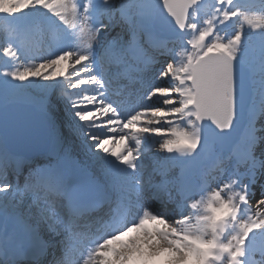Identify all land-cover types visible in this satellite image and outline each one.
<instances>
[{
  "label": "snow or ice",
  "instance_id": "1",
  "mask_svg": "<svg viewBox=\"0 0 264 264\" xmlns=\"http://www.w3.org/2000/svg\"><path fill=\"white\" fill-rule=\"evenodd\" d=\"M0 15V264H264V0Z\"/></svg>",
  "mask_w": 264,
  "mask_h": 264
}]
</instances>
